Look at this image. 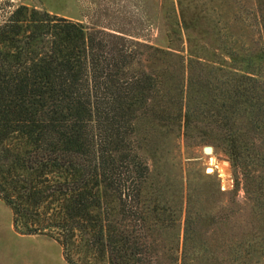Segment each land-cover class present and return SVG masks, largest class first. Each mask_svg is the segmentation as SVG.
<instances>
[{
  "label": "trees",
  "instance_id": "obj_1",
  "mask_svg": "<svg viewBox=\"0 0 264 264\" xmlns=\"http://www.w3.org/2000/svg\"><path fill=\"white\" fill-rule=\"evenodd\" d=\"M260 1L255 16L264 41ZM105 46L80 22L0 2V201L10 210L13 231L53 238L68 264H140L141 230L152 231L164 209L141 202L148 171L133 145V121L151 112L182 120L186 130L198 112L187 104L182 74L171 88L177 92L164 100L160 74L126 73L129 60ZM191 62L199 72L201 66L224 71L199 59L183 66L191 69ZM232 68L222 81L229 113L223 124L229 130L234 113L246 118L250 135L222 139L247 185L258 178L253 171L264 169V102H255L264 101V82ZM193 78L187 71V88ZM158 102L179 104L170 115ZM254 139L260 150L249 156ZM233 250L231 264H247L248 251ZM207 251L199 244L184 249L182 264H202Z\"/></svg>",
  "mask_w": 264,
  "mask_h": 264
},
{
  "label": "rangeland",
  "instance_id": "obj_2",
  "mask_svg": "<svg viewBox=\"0 0 264 264\" xmlns=\"http://www.w3.org/2000/svg\"><path fill=\"white\" fill-rule=\"evenodd\" d=\"M8 1L80 22L106 44L105 50L120 52L129 60L123 68L126 73L142 70L160 74L165 82L164 100L177 92L171 88L180 85L182 74L187 104L198 109L186 130L182 120H168L171 117L151 112L133 121V145L148 171L141 202L164 209L159 210L160 219L152 231L141 230L139 240L145 246L140 248V264H182L184 249L198 244L208 250L202 264H231L233 249L248 251L247 264H264V238L260 239L264 233V169L253 171V177L258 178L246 185L227 156L222 138L232 132L250 135V131L243 128L246 118L234 113L230 114L233 124L226 129L223 121L229 113L221 90L232 67L253 72L264 82V41L255 16L261 1ZM167 52L180 55L182 61ZM189 59L224 71L201 66L199 72L200 66L193 62L187 69L183 65ZM187 71L194 77L188 88ZM255 102L264 101L259 97ZM158 104L171 115L179 102ZM251 146L249 156L260 150L256 139ZM204 147H210V152ZM186 228L189 238L184 234ZM0 264L68 263L53 238L13 231L10 210L0 201Z\"/></svg>",
  "mask_w": 264,
  "mask_h": 264
},
{
  "label": "water",
  "instance_id": "obj_3",
  "mask_svg": "<svg viewBox=\"0 0 264 264\" xmlns=\"http://www.w3.org/2000/svg\"><path fill=\"white\" fill-rule=\"evenodd\" d=\"M211 148L210 147H204L205 152H210Z\"/></svg>",
  "mask_w": 264,
  "mask_h": 264
}]
</instances>
